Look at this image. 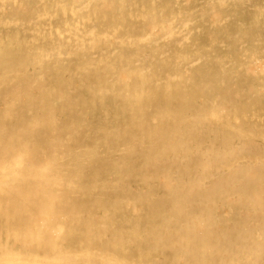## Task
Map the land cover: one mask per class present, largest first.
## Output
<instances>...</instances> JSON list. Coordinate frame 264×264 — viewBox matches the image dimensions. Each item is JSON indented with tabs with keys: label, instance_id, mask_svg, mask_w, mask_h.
I'll use <instances>...</instances> for the list:
<instances>
[{
	"label": "bare ground",
	"instance_id": "bare-ground-1",
	"mask_svg": "<svg viewBox=\"0 0 264 264\" xmlns=\"http://www.w3.org/2000/svg\"><path fill=\"white\" fill-rule=\"evenodd\" d=\"M0 264H264V0H0Z\"/></svg>",
	"mask_w": 264,
	"mask_h": 264
}]
</instances>
